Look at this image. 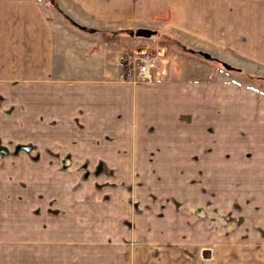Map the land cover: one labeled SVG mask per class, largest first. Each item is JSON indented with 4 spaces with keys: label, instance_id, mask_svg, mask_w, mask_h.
<instances>
[{
    "label": "crops",
    "instance_id": "obj_1",
    "mask_svg": "<svg viewBox=\"0 0 264 264\" xmlns=\"http://www.w3.org/2000/svg\"><path fill=\"white\" fill-rule=\"evenodd\" d=\"M56 2L71 18L86 25V30L68 27L61 16L48 13L39 0H0V112L6 113L9 120L21 119L30 133L70 136L67 147L63 146L65 142L62 145L40 143L36 149L30 144L24 149L26 152L48 151L54 160L50 163L55 165L68 157L66 151H71L70 164L79 166L87 162L102 169L224 165L223 157L227 153L218 132H212L210 136L215 140L208 141L214 145L207 146L205 136L195 147L191 145L190 129L181 127L188 128L189 122L183 119L193 100L192 104L199 109L202 104L206 109L211 102L214 112L216 104L220 111L229 102L230 118L238 128L241 124L237 120V99L222 94V88L216 83L205 79L194 83L177 76L174 66L169 67L170 76L159 81L120 80L121 55L135 48L131 46L137 41L136 31L143 28L139 24L179 22L180 17L181 21L230 23L232 39L253 41L255 24H264V0ZM133 25H138L134 33ZM250 49H247L248 55L252 54ZM241 103L244 110L253 107L252 102ZM203 114L200 117L210 120L214 127L217 120L218 124L222 122V115H215L213 120L211 115L207 118ZM262 135L261 152L249 142L242 149L233 153L231 150L230 154V159L247 154V166L257 163L259 170L254 174L259 176H264V125ZM201 174L200 177H205L203 181H212ZM138 178H134V191L127 194L131 205L118 212L122 213L118 225L127 228L130 234L101 244V248L117 255H103L96 261L102 264H210L195 246L196 242L205 240L195 238L197 235H192L195 239L188 237L190 208L174 207V195L168 190L137 192ZM112 181H116L114 176ZM159 197L164 201H159ZM86 219L88 222L89 218ZM184 232L187 238L183 237ZM72 233L70 228L71 236ZM43 243H47L48 253L51 247H57L56 252L71 248L70 253L55 254L56 261L61 256L69 257L72 264L77 261L74 250L77 242L55 239L40 241V245ZM94 257L88 255L81 263H95Z\"/></svg>",
    "mask_w": 264,
    "mask_h": 264
},
{
    "label": "rangeland",
    "instance_id": "obj_2",
    "mask_svg": "<svg viewBox=\"0 0 264 264\" xmlns=\"http://www.w3.org/2000/svg\"><path fill=\"white\" fill-rule=\"evenodd\" d=\"M39 1L48 13L61 16L68 27L86 30V25L71 18L56 0ZM181 19L179 22L133 25V33L137 26L152 30V33L149 36L136 35L137 41L131 46L135 48H128L121 57L128 53L139 55L144 51L160 56L157 71L145 82L170 76L169 67L174 66L177 76L194 83L204 79L216 83L222 88V94L237 99L240 127L236 128L230 118L232 105L229 102L220 111L216 104L214 112L211 111L214 109L211 102L206 109L202 108L203 104L199 109L198 105L192 104L193 100L189 102L190 110L183 119L185 123L189 122L188 128L181 127L190 129L191 145L195 147L205 136L207 146L214 145L208 141L214 139L210 136L214 134L212 132H218L224 153H227L223 157L224 165L102 169L89 166L87 162L79 166L70 164L71 151H66L68 157L54 165L48 151L26 152V147L31 144L36 149L40 143L62 145L64 142L63 146L67 147L70 136L30 133V128L23 127L21 119L9 120L6 113L0 112V264H72L69 257L61 256L57 261L54 258L55 254L70 253V247L59 252H56L57 247H51L54 250L50 248L48 253L47 243L40 245V241L55 239L77 242L74 243L77 261L72 260L75 264L85 262L88 255L95 256V261L101 260L103 255H117L100 245L130 234L127 228L118 225V217L122 214L118 212L131 202L127 194L134 191V178L138 177L137 192L162 193L168 190L174 195V207L190 208L188 237L205 240L192 242L208 263L264 264V176L254 174L259 170L257 163L247 166V154L230 159L231 150L233 153L249 142L255 150L261 152L263 149L264 24H255L253 41L244 38L236 42L231 36L230 23ZM115 34L113 32L112 36ZM248 48H251V55H248ZM122 73L123 67L118 77L126 80L121 77ZM129 81L138 80L134 77ZM241 101L252 102L251 110L242 109ZM203 112L205 117L211 115L213 120L215 115H222L221 124L217 120L215 127L212 126L210 120L200 117ZM201 173L212 181H203L205 177H200ZM131 200L134 203L133 197ZM159 201L164 200L159 197ZM168 201L171 205V196ZM87 217L89 220L85 222ZM104 218L108 220L104 221ZM70 228H73V236ZM184 236L187 238L185 232ZM91 263L102 264L98 261Z\"/></svg>",
    "mask_w": 264,
    "mask_h": 264
},
{
    "label": "built area",
    "instance_id": "obj_3",
    "mask_svg": "<svg viewBox=\"0 0 264 264\" xmlns=\"http://www.w3.org/2000/svg\"><path fill=\"white\" fill-rule=\"evenodd\" d=\"M159 60L161 61L159 55H152V53L148 51H144L139 55H132L128 53L126 55L125 63L122 66L123 73L121 77L126 78V80L133 79L135 77L138 81H149L152 77V73L158 69L157 62Z\"/></svg>",
    "mask_w": 264,
    "mask_h": 264
},
{
    "label": "water",
    "instance_id": "obj_4",
    "mask_svg": "<svg viewBox=\"0 0 264 264\" xmlns=\"http://www.w3.org/2000/svg\"><path fill=\"white\" fill-rule=\"evenodd\" d=\"M151 33H152V30H149V29H138L136 31V35H148L149 36V34H151Z\"/></svg>",
    "mask_w": 264,
    "mask_h": 264
},
{
    "label": "trees",
    "instance_id": "obj_5",
    "mask_svg": "<svg viewBox=\"0 0 264 264\" xmlns=\"http://www.w3.org/2000/svg\"><path fill=\"white\" fill-rule=\"evenodd\" d=\"M125 60H126V57H125V56H122V57H121L122 66H123V64L125 63Z\"/></svg>",
    "mask_w": 264,
    "mask_h": 264
}]
</instances>
